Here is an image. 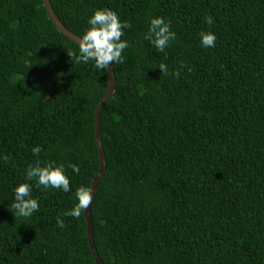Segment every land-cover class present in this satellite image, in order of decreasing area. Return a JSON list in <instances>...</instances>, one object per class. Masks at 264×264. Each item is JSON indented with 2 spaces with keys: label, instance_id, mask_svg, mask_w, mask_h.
Instances as JSON below:
<instances>
[{
  "label": "trees",
  "instance_id": "obj_1",
  "mask_svg": "<svg viewBox=\"0 0 264 264\" xmlns=\"http://www.w3.org/2000/svg\"><path fill=\"white\" fill-rule=\"evenodd\" d=\"M51 3L79 37L97 8L130 24L100 113L107 166L91 213L104 264H264V0ZM154 16L176 33L163 52L144 39ZM202 31L215 47L201 46ZM78 47L44 0H0V264H97L85 209L64 213L100 169L109 71L75 63ZM37 160L63 165L71 190L34 179L39 210L15 216L13 189Z\"/></svg>",
  "mask_w": 264,
  "mask_h": 264
},
{
  "label": "clouds",
  "instance_id": "obj_2",
  "mask_svg": "<svg viewBox=\"0 0 264 264\" xmlns=\"http://www.w3.org/2000/svg\"><path fill=\"white\" fill-rule=\"evenodd\" d=\"M205 22L211 25L214 22L212 16H206ZM130 27L126 20H121L117 11L102 7L93 11L88 18V27L79 40L78 54L76 52H68L75 63L93 62L96 70L108 71L110 63L115 66L117 63L124 62L123 51L128 48L129 42L121 39L124 35L123 30ZM200 42L202 47H215L216 34L213 31H202L200 34ZM176 37V33L172 30L170 20L163 16H154L150 19L148 32L144 39L150 40L158 52H163ZM159 68L162 73L167 72V65L160 64ZM32 153L39 156L42 148L36 145L31 149ZM0 159L7 160V155L0 156ZM75 173H79V166L70 165ZM35 179L36 185L43 186L44 189H62L69 192L70 179L66 174V168L58 164L56 161H46L43 164L39 160L30 164L26 170V179L24 182L18 183L14 189V202L11 210L15 216L31 217L34 212L39 210V201L32 196V184L30 181ZM77 203L69 211L65 212V216L78 218L82 210L87 209L91 200V190L85 186H81L76 191ZM57 225L64 227V220L57 218Z\"/></svg>",
  "mask_w": 264,
  "mask_h": 264
},
{
  "label": "water",
  "instance_id": "obj_3",
  "mask_svg": "<svg viewBox=\"0 0 264 264\" xmlns=\"http://www.w3.org/2000/svg\"><path fill=\"white\" fill-rule=\"evenodd\" d=\"M44 5L48 9L50 17L56 23L58 29L61 32H63L65 35H67L69 38H71L72 40H75L76 42L79 43L80 37L77 36L76 34L72 33L63 24V22L60 20V18L57 16V14L54 12L51 0H44ZM108 71H109V85H108V89H107V92H106L105 96L99 102L98 107L96 109V113H95L97 147H98L100 161H101L100 162V169H99V172H98V174H97V176L95 178V181L93 183V186H92V190H91L92 200H91L89 206L87 207V209H85L86 218H87V222H88V228H87L88 240H89V244H90L92 253L94 255V258H95V261L97 262V264H104V262L101 259L100 255L98 253L96 244H95L94 226H93V221H92L91 206H92V203H93V201L95 199V196H96V193H97L98 183H99L103 173L105 172V169H106V166H107L106 154H105V151H104V148H103L102 133H101V128H100V113H101V109H102L103 105L105 104V102L108 100V98H110V96L114 92V85H115L116 80H115L114 66L111 63H110Z\"/></svg>",
  "mask_w": 264,
  "mask_h": 264
}]
</instances>
